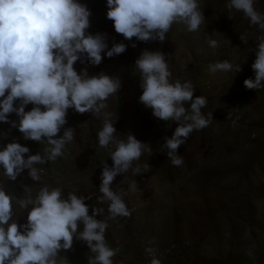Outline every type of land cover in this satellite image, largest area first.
I'll use <instances>...</instances> for the list:
<instances>
[{"label": "clouds", "instance_id": "obj_1", "mask_svg": "<svg viewBox=\"0 0 264 264\" xmlns=\"http://www.w3.org/2000/svg\"><path fill=\"white\" fill-rule=\"evenodd\" d=\"M256 4L257 0H227L225 5L242 13L250 26L261 32L256 48L249 49L255 53L251 65L255 75L243 82L248 90L264 89V12ZM106 7V18L113 21L115 32L129 41L136 38L162 44L174 24L196 33L206 22L199 0H106ZM91 14L79 0H0V123L18 129L24 140L44 145L36 154H30L16 139L0 147V175L15 182L27 170L33 182L40 181L43 169L38 166L56 162L75 140V129L65 127L69 109L90 113L101 121L98 147L107 149L112 161L109 167L106 160H100V195L91 215L86 200L95 193L65 194L62 186L42 185L33 195L32 186L25 184L17 198L6 182L0 181V264H58V257L61 264H69L60 253L71 250L74 240L84 242L90 250L88 264H114L119 249L106 241L109 221L131 215L125 196L140 191L134 178L150 170L147 163H140L145 153L151 154L150 144L131 133L121 137L114 127L117 115L109 110L108 100L122 87L119 77L104 72L89 75L87 68L77 72L74 67L77 61L98 66L102 53L112 58L127 49L123 42L109 48L106 33H89ZM204 35L209 47H218L216 39ZM239 39L249 42L246 33ZM168 60L161 50L145 49L135 60V70L142 89L139 102L158 120L177 124L171 138H164L162 149L171 164L179 167L185 160L177 154L178 148L191 133L208 127L213 114L202 111L207 98H194L190 80L173 79ZM208 70L213 74L238 73L241 67L224 60L210 63ZM30 104L31 110L26 111ZM11 114L16 115V121L9 120ZM117 176H123L121 184L126 182L127 190L119 186L114 190ZM103 204H107V215L105 208L96 206ZM14 206L20 213L27 211L26 223L17 222L20 213ZM145 251L151 256L150 264H161L156 249Z\"/></svg>", "mask_w": 264, "mask_h": 264}, {"label": "crops", "instance_id": "obj_2", "mask_svg": "<svg viewBox=\"0 0 264 264\" xmlns=\"http://www.w3.org/2000/svg\"><path fill=\"white\" fill-rule=\"evenodd\" d=\"M220 1L224 0H199L206 20L200 31L189 33L184 25L174 24L161 44L126 40L106 18V0H79L92 13L88 32L106 33L109 48L123 42L127 49L112 58L102 53L98 66L77 61L74 67L77 72L87 68L89 75L104 72L119 77L122 87L108 100L109 110L117 115L113 121L117 134L126 137L131 133L152 148L151 154L145 153L140 160L150 170L134 178L140 191L125 196L131 215L109 221L106 241L119 249L114 264H150L146 248L160 254L174 244L180 250L161 264H264V89L248 90L243 83L247 78L254 79L251 65L255 53L249 49L256 48L255 40L261 32L245 27L248 20L243 14L219 11ZM204 33L217 40V48L208 46ZM241 33L247 34V44L239 39ZM145 49L161 50L169 56L173 79L190 80L195 87L194 98H207L202 111L213 114L208 127L191 133L178 148L177 154L185 160L179 167L171 164L162 149L164 138H171L177 124L158 120L139 102L142 89L135 60ZM224 60L240 65L241 71L213 74L208 70L210 63ZM100 126L101 121L90 113L69 109L65 127L76 131L74 150L70 156L57 159L62 168L56 174L64 172L58 186L65 194L95 193L86 200L89 215L100 195V160L112 166L109 151L98 147ZM252 133H257L256 139L250 138ZM42 147L37 151H43ZM122 179L116 177L114 190L117 186L127 190ZM96 206L105 208L107 215V204ZM23 216L15 217L18 223H26ZM90 255L87 245L78 240L71 250L60 253L69 264H88Z\"/></svg>", "mask_w": 264, "mask_h": 264}, {"label": "rangeland", "instance_id": "obj_3", "mask_svg": "<svg viewBox=\"0 0 264 264\" xmlns=\"http://www.w3.org/2000/svg\"><path fill=\"white\" fill-rule=\"evenodd\" d=\"M226 2H227V0L220 1L219 5H218V8L220 7L219 11H222V12H225V13L227 12V14L231 12V13H233L235 15H242V13H240V12H236L235 10L230 11L229 9H227L226 6H225ZM256 7H257V9L259 11L264 12V0H257ZM232 23H233V21H232ZM230 26H231V28L233 27L232 25H230ZM244 26L248 27V28L249 27L258 28V27H255V26H250L249 21H247V24L244 25ZM31 108H32V105L30 104V105H28L26 107L25 110L29 111V110H31ZM9 120L10 121H16L17 120L16 115L15 114H11L9 116ZM62 134H63V131L59 135H62ZM14 136H19L20 137L19 143H21L22 146L28 147L30 149V154H36L38 152L37 150L39 149V147H41V145L38 142H34V141H31V140H24L23 137H22V134L18 131V129L12 128L9 123H0V147L6 145L8 140L11 137H14ZM90 139H91V142L93 143V139H94L93 135H91ZM73 146H74V142L66 146L65 152L70 153L69 156L71 155L72 150H74V149H72ZM41 150H43V147L41 148ZM63 156H66V155H63ZM25 158H27V156ZM58 161L59 160H57L54 163L50 162L48 164L38 166V167H40L42 169H44V168L47 169V174L46 175L40 174V176H41L40 181L33 182L30 179V177L28 176V171L27 170H25L21 174V176L17 178V180L15 182L7 181V178L3 177L2 175H0V181L6 182V187L10 191H12L13 194L17 196V198H19L21 196V194H22V185H25V184H29V185L32 186L33 195H35L36 192L38 191L39 187L42 186V185H50L52 187L60 185L61 179L64 177V175H63L64 172L63 173L61 172L59 175L56 174L57 172H60L61 168H62V166H59L61 163L58 162ZM63 171H65V170H63ZM14 210L16 212L19 211L18 207H15V206H14ZM20 215L21 216L24 215L23 217H25V216L27 217V211L25 213H23V212L20 213ZM179 248H180V246H179ZM166 259H168V257ZM161 260H164V259H161Z\"/></svg>", "mask_w": 264, "mask_h": 264}, {"label": "built area", "instance_id": "obj_4", "mask_svg": "<svg viewBox=\"0 0 264 264\" xmlns=\"http://www.w3.org/2000/svg\"><path fill=\"white\" fill-rule=\"evenodd\" d=\"M250 138L251 139H256L257 138V133H252V134H250ZM13 139H16L18 142L20 141V137L19 136H14V137H11L9 140H8V142L7 143H9V142H12L13 141ZM106 150V149H105ZM70 153H67V152H65L64 153V155H69ZM40 174H42V175H46L47 174V169L46 168H44L43 169V171L40 173ZM180 250V248H179V246L178 245H176V244H174V245H171L170 246V248H168V249H166L163 253H157L156 254V257L158 258V259H166L167 257H170L171 255H173L174 253H176L177 251H179ZM150 258H151V256H150Z\"/></svg>", "mask_w": 264, "mask_h": 264}]
</instances>
